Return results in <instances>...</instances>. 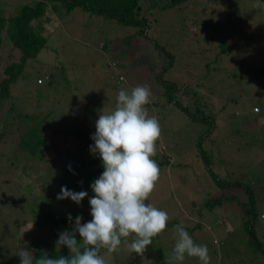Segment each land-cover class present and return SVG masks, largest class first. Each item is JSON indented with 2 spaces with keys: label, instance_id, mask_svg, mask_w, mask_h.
I'll list each match as a JSON object with an SVG mask.
<instances>
[{
  "label": "rangeland",
  "instance_id": "obj_1",
  "mask_svg": "<svg viewBox=\"0 0 264 264\" xmlns=\"http://www.w3.org/2000/svg\"><path fill=\"white\" fill-rule=\"evenodd\" d=\"M12 1H8L6 15L12 10ZM210 1L202 0L201 5L204 8L206 5L215 7L212 3L215 2L217 12L213 14L219 15L221 11L219 6L225 4L222 2L225 0ZM186 6L158 10L154 20L148 22V27L144 32L151 40L139 35L136 26L121 27L115 19H105L95 12L74 10L66 14L59 5L54 10L52 5L49 6L53 11V16H48V19L43 20L44 32L47 35L52 32L47 39L49 46L39 52L37 60L27 64L24 77L17 79L11 87L13 91L12 104H14L16 112L15 110L11 111L10 116L6 118V122H9L8 128L5 131L6 136H2L0 143V178L14 175L17 177L16 172L29 171L30 174L21 175L22 181L19 176L17 181L22 184L27 182L26 193L33 194L35 188L40 187L43 179H50L51 184H46L45 189L51 192L55 187L53 180H59L63 176L61 171L57 173V169L63 167L65 162L62 164L51 163L49 167L46 165L47 175L42 177L40 167L31 160L28 145L24 144V148L18 146L24 128L29 127L32 121H28V119L22 121L19 117L16 119L17 113L24 112L25 114L27 111L34 113V110L49 107L64 110V106L69 108L68 105L72 104L71 110L74 112L71 113H78L79 120L70 118V115L66 114L67 110H57L58 112L56 111L52 115L51 121L55 122L54 126L61 131L65 129V124L69 127L70 124L67 123L72 122L75 126L78 121H81L83 116V111L80 109L82 98L86 103L91 101L94 105L104 103L108 108L104 112L107 113L115 107L120 89L130 91L138 85H147L152 94L151 102L146 105V108L149 115L157 117L161 127V136L156 142L157 151L153 157L160 168V176L145 203H150L167 212L169 220L190 227L197 224L187 219L190 215L187 209L191 207V202H202L209 190H212V193H221L223 198H230V200L224 205L214 208L209 218L201 220L195 215L193 220L200 223V229L190 231L185 227V230L196 244L207 245L208 248L210 247L208 244L212 243L214 238L226 243L222 254L213 253L214 251L210 253L208 249L209 264H264V219H256V222L260 223L256 228V233L262 249L255 250L250 246L249 241V227H247L249 216L242 209L244 207L242 200L247 199L246 194H243L244 190L232 186L218 190L205 167L204 158L198 150L200 137L209 133L215 125L213 132L207 134V138L204 136L201 143V148L208 154L207 159L213 172L223 179H238L243 174L247 178L257 176L260 164L262 163L264 166V143L262 142L264 134L258 136L259 130L255 126L261 125L264 120L261 117L260 120L255 121L256 116L251 115L247 110L252 104L251 96L257 93L259 81L254 80L246 85L245 89H248L252 93L251 95L248 96L247 93H244L243 96L240 95L244 103L243 110L247 111L242 113L238 109L240 108L238 106L239 92L235 93L236 96L229 95L244 85L241 83L243 79L236 76L232 80H225L221 74L223 71H214L215 78L210 81L208 77L203 86L207 93L209 89L214 91V93L209 91L210 99L216 107L218 116H215L217 119H214L215 122L212 123L210 119H193L174 104L167 100L164 102L161 91L166 88L157 83L155 79V74L160 71L159 68L162 69L164 61L168 62V57L158 52V46L156 47L152 41H156L158 45L164 46L173 54L172 68L169 69L172 76L166 74L164 78H170L181 91L186 92L188 88L194 89L196 83L206 79L204 76L205 65L210 58L208 60L205 58L207 53L205 47L200 54L190 51L194 46H192V42H189L192 37L189 35L188 20L190 19H187ZM249 27H253V25ZM260 32H263L262 27ZM127 34L133 35L130 41L125 38ZM0 57L1 79L4 63L7 61L18 62L20 51L10 42H6L4 47L0 46ZM249 61L252 60L249 59ZM112 62H115V65ZM52 71L57 76L56 80L60 85L58 89L53 91L54 86L51 88L48 84L39 86L35 83L37 74L43 75L45 72ZM259 79L261 80L262 77ZM262 86L264 87V83ZM202 93L205 94L204 91ZM73 96H76L75 100L72 98ZM185 97L183 103L190 108L192 101L189 102V98L186 95ZM230 97L233 98L231 102L226 100ZM75 103L79 105V108L74 105ZM9 105L10 102H6L0 108V118L3 119V123ZM254 108L252 111L261 113L260 108L258 111ZM191 112L199 117L204 115L210 118L211 116L206 106H200L198 110L194 109ZM27 122H29L28 126ZM2 131L0 130V133ZM44 133L47 140L52 138L47 129L44 130ZM162 145H165L166 148L161 154L160 147ZM165 159L168 160V163L161 162ZM84 180L86 181V179ZM3 182L5 183V181ZM3 182H0V186L4 184ZM83 186L84 182L81 183L80 189ZM75 188L77 189V187ZM38 190L40 191V188ZM4 191L5 187L4 190L0 189V243L8 245L10 252L0 264H16L18 242L22 240L21 237L24 239L27 235L29 236L31 234L29 232L35 229V225L32 226L29 221H26L30 216L19 198H15L13 206L7 204L8 199L4 201L3 196L6 197L7 194ZM92 196L94 193L92 195L88 192V195L83 199L86 204L89 203V198ZM258 206L261 207L260 204ZM89 210H91L90 207L87 211ZM54 211L58 213L59 208L56 207ZM222 217L227 220L221 225L216 223L217 219ZM202 221L208 223L210 227L207 228ZM175 226L167 225L163 232L155 238L153 237V241L156 243L147 247L151 249L149 254L159 250L160 253L157 257L152 254L149 257L148 252L143 255L129 253L128 248L122 246L112 252V261L117 263L119 260L122 264H148L143 263L145 258H148L156 264H202L198 258L187 255L183 261L173 259L172 253L176 240ZM72 227H70L71 230ZM47 228L49 229L48 226ZM61 228L64 231L65 225H61ZM48 229L44 230L46 234H50ZM37 232L36 230L33 233ZM131 239L132 237H128L125 240L130 242ZM51 240L49 238L47 242ZM212 246L213 249L218 250L217 246L213 244ZM1 249L0 251H2ZM124 250L127 253H124ZM120 255L125 258L119 259ZM107 258L111 259L110 254ZM108 260L105 261V264Z\"/></svg>",
  "mask_w": 264,
  "mask_h": 264
},
{
  "label": "trees",
  "instance_id": "obj_2",
  "mask_svg": "<svg viewBox=\"0 0 264 264\" xmlns=\"http://www.w3.org/2000/svg\"><path fill=\"white\" fill-rule=\"evenodd\" d=\"M8 1L9 0H0V46L4 47L6 42H10V44L20 51V57L18 62H5L2 68V78L0 79V108L6 102H10V105L7 109V116L4 117V123L3 119L0 118V130H3L2 133H0V143L2 142V136H6L5 131L8 128L7 124L9 122H6V118L10 116L9 114L11 111L14 112L15 110L16 112L14 104H12V85L17 79H22L24 77V70L27 64L37 60L39 52L43 48H46V46H49L47 45V39L48 35L50 36L52 32L48 33V35L44 32L45 27L43 25V20L48 19V16H52L53 11H51L49 7L51 5L53 10L59 5L66 14L74 10L92 11L98 14V16H103L105 19H115L119 22L121 27L136 26L138 34L149 40L151 39L148 37V34L145 35L144 32L148 27V22L154 20L158 10L187 5V19H190L188 20L189 35L192 37L189 42H192V46H194L190 51L191 53L198 52V54H200L203 47H205L207 52L205 58L206 60L210 58L209 62L205 65L206 73L204 76L206 79L196 83L194 89L188 88L186 92L181 91L178 85L170 78H164L166 74L172 76V74L169 73V69L172 68L171 64L174 59L173 54L166 50L164 46L158 45L156 41H152L156 47L158 46L160 49V51L158 49V52L168 57V62L164 61L162 69L159 68L160 71L155 74L156 82L164 85L166 88V90L161 91L163 101L166 102L167 100L169 103L174 104L193 119H210V122H215L214 119H217L215 116H218V112L210 99L211 93H214V91L209 89L211 93L209 91L207 93L203 86L206 84L205 81L208 77L210 81L215 78L216 73H214V71L218 70L223 71L221 74L222 78L225 80H232L236 76L243 79L241 83L244 85L241 88L239 86L240 89L229 96H236L235 93L238 92V97H240V95L243 96L244 93H247L249 96L252 93H250L248 89H245L247 87L246 85L252 83L254 80L259 81L257 93L251 96L250 101L252 104L249 102L251 107L249 106L247 111L251 115L256 116L254 119L255 121L260 120L261 117H263L264 120V87L262 86V83H264V0H225L222 1L225 4H220L219 6V8H221L219 15L213 14L217 12L215 9V2H212L215 7L206 5L204 8L201 5L203 3L202 0H13L11 3L12 10L6 15ZM257 4H259V7H257ZM251 25H253V27H249ZM261 27L263 32H260ZM132 36L131 34H127L125 38L130 41ZM249 59L252 61H249ZM112 64L115 65V62H112ZM201 68L203 69V65ZM53 73L52 71L45 72L43 75L37 74L35 83L39 86L45 84H48L50 87L54 86L55 89H53V91L56 90V88L58 89L60 85L56 80L57 76ZM252 76L255 78L253 79ZM259 77H262V79L260 80ZM38 79H41V82H38ZM62 81L64 80L62 79ZM203 91L205 94L202 93ZM185 95L189 98V102L192 101L190 108L183 103V99L186 98ZM242 96L239 98L240 101L238 102V106H240V108L238 109L242 111V113H246L247 111L243 110L244 103ZM75 97L73 96L72 98L75 100ZM226 100H230L231 102L233 98L230 97ZM36 104L38 105V103ZM74 105L79 108V105L76 103ZM68 106L70 107L67 108L64 106V110H67L66 114H69L70 118L72 117L75 120H79L78 113H71L74 112L71 110L73 105L71 104ZM200 106H206L208 108V111L211 113L210 118L204 115L199 117L191 112L194 109L198 110ZM253 107L260 108L261 113L252 111ZM101 108L103 111L108 110L104 103L94 105L91 101L86 103L82 98L80 109L83 111V116L81 121H78L75 126L72 122H69L67 124H70V126L67 127L65 124V129L61 131L54 126L55 122L51 120L53 118L52 115L56 113L57 110L64 111L62 108L57 110L55 107L37 109L34 110V113H32V111H27L28 113L25 112V114L24 112H20L15 116L16 119L19 117L22 121H24V119H26L25 121H27V119L28 121H32L29 127L24 128L18 146L24 148V144L28 145L27 147L31 160L35 162L36 166L40 167L39 170L42 177L47 175L46 165L49 167L51 163L62 164L65 162L64 166L59 168L60 170L56 168L57 173L61 171L63 176L59 180H53L55 187L52 188L51 192L45 189L46 184H51L50 179H43L39 187L40 191L36 186L35 193H26L27 182L23 184L19 183L17 178L19 176L22 181L23 178L21 175L30 174L29 171L22 170L16 172L17 177L14 175L7 176L3 179L0 178V182L5 181V183L3 182L4 184L0 186V189L4 190L5 187L4 193L7 192L6 197L3 196L4 201L8 199L7 204L13 206L15 198H19L30 216L26 221H29L32 226L35 225V229L29 232L31 233L29 236L27 235L24 239L20 236L23 241L21 240L18 242L16 264H20L19 254L23 249L30 250L37 258L42 257L44 252H46L50 258L68 256L70 253L66 247L56 248L55 242L58 239V233L63 230L61 225H65V230L71 231L70 227L73 226L77 215L82 217V224L92 219L90 215L91 210L87 211L90 207L89 203L86 204V202L82 200L80 205H77L70 199L57 200L56 197L60 193L62 186H66L69 190L75 192L86 191L93 195L89 185H91L104 170L99 156L97 155L94 157L89 151V145L94 143L90 137L95 133V122L99 118ZM61 115H63V112H61ZM28 123L29 122L26 123L27 126ZM263 126L264 122L261 125L255 126L259 130L258 136L264 134ZM46 129L52 136L50 140H47L46 134L44 133ZM214 129L215 125L209 133L213 132ZM207 134L201 136L198 143V150L204 158L205 167L212 181L218 187V190L231 186L239 187L244 190L243 194H246L247 199L244 198V200H242L244 206L242 209H244L246 215L249 216L247 218V227H249L250 246L255 250H261V242L257 239L258 234L256 233V228L260 223H257L256 219H264V166L262 163L260 164L258 167L260 170L255 178H247L244 174L239 176L238 179L221 178L218 174L213 172L209 166V160L207 159L208 154L201 148L202 139L204 136L207 138ZM262 142L264 143V138ZM165 148V145L160 147L161 154L164 153ZM161 162L168 163V160L165 159ZM69 166L71 167V171L69 170ZM84 179H86V181ZM82 182H84V186L80 189ZM5 184L6 186H4ZM73 185L77 187V189ZM229 200L230 198H223L221 193H212V190L207 191L202 202L196 203L192 200L193 202L190 204L191 207L187 209V212L190 214L187 219L197 224H193L190 227L183 225L190 231L200 229V223L193 220L195 215L201 220L209 218L214 208L224 205ZM7 204H5V206H7ZM258 204H260L261 207L258 206ZM56 207L59 208L58 213L54 211ZM69 214L73 218L72 222H69L67 219ZM226 220L227 218L222 217L217 219L216 223L221 225ZM179 224L181 223H176L174 220H169L167 222V225ZM205 224L207 228L210 227L208 223ZM45 229H48L50 234H46V231H44ZM36 230L38 232L36 234L33 233ZM49 238L52 240L47 242ZM76 239L78 243H82L79 241L80 237L78 233L76 234ZM125 239L126 238H122L120 248L122 246L126 247ZM196 242H198V240H196ZM153 243H156V241H153L152 238L151 245H153ZM212 244L217 246L218 250H216V248L213 249ZM225 244L223 240L214 238L213 242L208 244L210 245L208 249L210 253L214 251L213 253L218 252L222 254ZM2 246L3 249H1ZM147 247L143 254L148 252L147 255L149 257L151 254L154 257L159 255V250L152 251V253L149 254L151 249ZM0 249L2 250L0 251L1 262L6 258L10 249L8 245H3V243H0ZM124 253H127V251L124 250ZM108 254L111 256L109 260L107 258ZM100 255L103 256L105 261L108 260L107 264H122L118 259V262L114 263L112 261V252L107 251V249H101ZM122 258H125V256L120 255L119 259ZM143 263L156 264L148 258H145ZM33 264H35V261Z\"/></svg>",
  "mask_w": 264,
  "mask_h": 264
},
{
  "label": "clouds",
  "instance_id": "obj_3",
  "mask_svg": "<svg viewBox=\"0 0 264 264\" xmlns=\"http://www.w3.org/2000/svg\"><path fill=\"white\" fill-rule=\"evenodd\" d=\"M259 7V4H257ZM147 85H138L130 91L120 89L115 107L105 113L100 111L95 122V133L90 139V154L99 156L103 172L90 187L94 196L89 198L92 219L81 223L75 217L72 230L58 233L56 248L66 247L68 256L50 258L44 252L35 257L30 250L19 254L20 264H105L101 249L115 252L125 240L129 252L142 255L151 245L152 238L163 232L169 216L145 201L153 192L160 176V168L153 157L161 127L155 115H149L146 105L151 100ZM71 171V167L69 166ZM88 195L62 186L57 200L70 199L77 205ZM69 222L73 221L69 214ZM82 243H78L76 234ZM176 240L172 257L183 261L185 256L196 257L202 264H209L207 245L196 244L183 224L175 226ZM82 250V251H81Z\"/></svg>",
  "mask_w": 264,
  "mask_h": 264
},
{
  "label": "built area",
  "instance_id": "obj_4",
  "mask_svg": "<svg viewBox=\"0 0 264 264\" xmlns=\"http://www.w3.org/2000/svg\"><path fill=\"white\" fill-rule=\"evenodd\" d=\"M38 82H41V79H38ZM256 111H258V108L257 107H255L254 108Z\"/></svg>",
  "mask_w": 264,
  "mask_h": 264
},
{
  "label": "crops",
  "instance_id": "obj_5",
  "mask_svg": "<svg viewBox=\"0 0 264 264\" xmlns=\"http://www.w3.org/2000/svg\"><path fill=\"white\" fill-rule=\"evenodd\" d=\"M53 16V15H52Z\"/></svg>",
  "mask_w": 264,
  "mask_h": 264
}]
</instances>
